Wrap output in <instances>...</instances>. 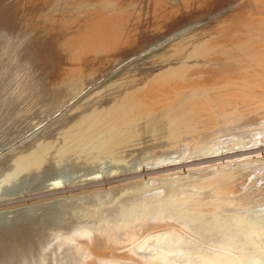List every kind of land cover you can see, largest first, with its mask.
Segmentation results:
<instances>
[{
	"label": "bare ground",
	"instance_id": "obj_1",
	"mask_svg": "<svg viewBox=\"0 0 264 264\" xmlns=\"http://www.w3.org/2000/svg\"><path fill=\"white\" fill-rule=\"evenodd\" d=\"M0 77L16 84L9 118H36L71 103L55 139L38 137L14 158L22 160L18 172L36 169L49 150L56 159L37 171L36 188L0 194V264H134L149 246L147 233L162 223L191 220V230L178 225L187 237L219 210L250 206L249 195L261 194L239 178L249 161L197 167L174 187L166 182L172 172L128 179L264 134V0H0ZM97 137L120 149L108 172L78 159L63 163L80 139ZM152 147L168 151L149 162H120L121 152ZM64 166L75 178L58 179ZM152 183L154 191L145 192ZM72 199L78 213L52 224L26 212ZM118 204L133 207L100 217ZM216 236L198 238L213 244Z\"/></svg>",
	"mask_w": 264,
	"mask_h": 264
},
{
	"label": "rangeland",
	"instance_id": "obj_2",
	"mask_svg": "<svg viewBox=\"0 0 264 264\" xmlns=\"http://www.w3.org/2000/svg\"><path fill=\"white\" fill-rule=\"evenodd\" d=\"M151 50H153V48H151ZM130 59L131 61L136 60V56H132L130 57ZM127 63L129 62H126L125 64ZM16 74H18L19 77H22L21 74L23 75V72L21 71ZM2 80L3 78L0 80V194L5 195L6 193L13 192L14 190L15 191L21 190V188H30V187H31L30 189L36 188L37 183L41 181L40 180L41 177H39L40 175L37 176V171L39 169H42L43 166L47 164L54 163L56 159L54 157L55 155L54 156L52 155L53 150H49L47 152V155L48 154L50 155L48 156L46 155L40 166H38L36 169H30L31 171L23 169L18 172L17 169L20 168L19 166L20 163H22L21 162L22 160L17 162L16 160H14V158L17 155L19 157V155L22 154L25 150H27L28 147H31V145L35 143L38 137L41 138L44 137V139H49V138L55 139V136L57 134L56 131L60 130V128L63 127L62 125L65 122V121L64 122L61 121L59 124H57L59 120L58 118L66 110H68L71 103L67 102L65 104L56 105V107L58 106L57 108L55 107L54 109L48 110L46 113H44L45 115L42 114L41 116H37L36 118H34L33 115L30 112H28L22 118L15 120L12 117L9 118L10 116L9 109H11L10 106H13L15 104V100L17 98L15 97V95L17 96L16 84H14L15 82L13 83V81L11 80H7L5 82ZM11 84L14 87H12ZM91 86H92L91 84L88 85L83 90L84 92L81 91L75 98H79L81 97V95L83 96L86 92H88L91 89ZM6 114H8L9 116ZM7 119L9 120L7 121ZM48 125H52L54 128L48 129L47 131L44 132L43 128L47 127ZM254 138L256 139L249 138L244 144L235 145L233 147H231L232 145L230 142L221 143L219 145H213L212 148L209 151H207V154L205 155L191 156L192 158L188 157L185 159L181 158L178 159L174 164L172 163L173 165H167L164 167L161 166L158 168L151 169L147 172V174L146 172H144L143 174H138V172H141L140 169V171L134 173L135 177L132 176L131 178L128 179V180H136L137 178L145 179L148 176L149 177L158 176L172 172L176 174L167 175L166 179L168 180L166 182H169V184L174 187L176 183L175 180L178 179L183 180L191 177L192 174L190 170H194L197 167L209 165L210 163L214 164L220 162L224 164L225 162L224 165H226L228 163H232L233 161H241V162L249 161L250 164H247L244 167L241 174H239V178L245 179V183L247 184L251 183L250 185H252L253 187L257 186L261 192V194L258 192L259 195L254 193L253 194L251 193L249 195L248 199L249 202L251 203L250 206H246V207L232 206L226 209H221L218 211L217 214L214 215V217L206 218L205 220L201 221L199 223L200 226L194 225L195 228L192 229L195 230L196 233L192 235H186L187 237H182L179 235L178 229L180 227L178 225L181 223L180 225H182V227L188 230L190 228L191 230V227L193 226L192 224L193 222L191 220H187L189 223H186L187 221H185L186 224H184L183 222H178L177 224H175L173 223V221L171 222L169 221L168 223L167 221L165 222L164 220H162L161 222L164 221L165 223H162V225H160L156 231L154 230L153 232L151 231L147 233L148 236L146 235L147 238L146 243H148L149 246L147 249L141 250L138 253L137 259L133 261L134 264L135 263L139 264V262L140 264H167V263L168 264L170 263L171 264L172 263L174 264H264V199H262L264 198V134H260V135L258 134L257 137L255 136ZM146 142L148 143L149 141ZM18 145L20 146V148ZM112 145L114 146V144L112 143L110 144V142L103 139V137H97L94 140L88 142H86L85 139H80V141L77 142L76 144V148L70 151L68 154H65L63 156L64 158L62 161L63 163L65 161H66L65 163H71V162H76L75 160L78 159L77 160L78 164L81 165L94 164L95 166L100 165L101 172H108L112 168L111 167L113 164L112 157L115 155L117 156L118 152L120 153L119 151L120 149H114L112 148ZM152 149L153 150L151 151L150 150L143 151L137 148L130 154H124L121 152L120 156L122 158L120 162L129 163L132 162V159L136 157H137L136 159L138 160L143 159L144 161L149 162L156 153L159 154L161 152L163 153L168 151V149L160 150L153 147ZM155 150L157 151L159 150V151L157 152ZM6 152L8 153L15 152L14 153L15 155L11 156L12 157L11 158L9 156L12 153L6 155L7 154ZM87 152H90V154L93 157L87 158L86 155L88 154ZM6 156L8 159L6 158ZM33 173L36 175H33ZM26 174H28V176L23 178L22 175H26ZM18 175H20L23 179ZM56 175L59 180L67 181L72 178H75L76 172H74V170L70 166H64L57 172ZM255 175L257 177H255ZM120 181H124V180H120ZM156 186H157L156 183L146 185L149 191L146 189L145 192L152 193ZM111 194L113 195L114 193L112 192ZM107 202H110V199H108ZM79 203L80 202L72 199V200L64 201L63 203L59 202L57 204H51L49 206H42V207L38 206L32 209H27L26 212L28 211L29 213L34 214L36 218L44 216L45 217L44 221L48 224H52L55 223V221H57V219L66 212L69 213L70 216H74L76 213H78ZM132 207L133 204H130L129 207L128 208L126 207L125 209L121 204H118L115 207L116 210H113V212H111L110 214L105 211L101 212L100 217L102 219H105L108 215L109 217L113 215L116 216L117 214L124 215L130 212ZM5 223L9 224L8 221H6ZM36 227H37V222L35 221L32 223V228L34 229ZM206 234L207 235L213 234V236L217 235L218 239L215 240V242L217 243L213 241V244L212 243L209 244L210 242L203 241V243L201 244L202 240L199 238L202 237L203 235L205 236ZM234 238L237 241H235ZM142 240L144 239L142 238ZM233 243L236 246V248L233 245ZM205 244L209 248L208 247L205 248ZM188 246H191L192 248ZM200 248H202V250ZM171 249L173 250V252L171 251ZM175 249L177 251H174ZM196 249L199 250L197 251ZM208 251L209 253H207ZM182 252H184L185 255ZM204 252L208 255H206ZM145 253L147 254V256ZM199 253L201 257L198 256ZM140 254L143 256H141ZM194 254H196L198 258ZM158 257L159 258L163 257L165 263H158V259H159ZM183 257L188 258V260L186 259V261H184L185 258ZM10 260L14 262L15 258L11 256ZM154 261L156 263H154Z\"/></svg>",
	"mask_w": 264,
	"mask_h": 264
}]
</instances>
